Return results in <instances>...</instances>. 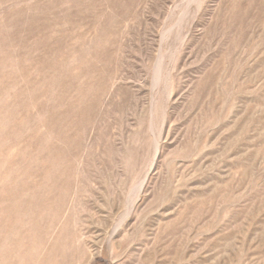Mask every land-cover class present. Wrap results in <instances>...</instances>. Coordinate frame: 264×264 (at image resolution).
Segmentation results:
<instances>
[{
    "label": "rangeland",
    "instance_id": "obj_1",
    "mask_svg": "<svg viewBox=\"0 0 264 264\" xmlns=\"http://www.w3.org/2000/svg\"><path fill=\"white\" fill-rule=\"evenodd\" d=\"M114 263L264 264V0H0V264Z\"/></svg>",
    "mask_w": 264,
    "mask_h": 264
},
{
    "label": "bare ground",
    "instance_id": "obj_2",
    "mask_svg": "<svg viewBox=\"0 0 264 264\" xmlns=\"http://www.w3.org/2000/svg\"><path fill=\"white\" fill-rule=\"evenodd\" d=\"M189 1H190V0H189ZM197 1H198V0H197ZM159 72L161 73V71H159ZM154 75L156 76V74H154ZM161 76H162V75H161ZM165 76H166V75H165ZM163 77H164V76H163ZM156 78H157V77H156ZM163 82H164V81H163ZM152 121H153V120H152ZM155 129H156V128H155ZM160 131H162V130H160ZM161 133H162V132H161ZM155 135H156V134H155ZM161 137H162V136H161ZM158 139H159V138H158ZM158 139H157V140H158ZM160 139H161V138H160ZM158 141H159V140H158ZM161 141H162V140H161ZM161 141H159V142H161ZM159 142H158V143H159ZM156 143H157V142H156ZM155 145H156V144H155ZM155 147H156V146H155ZM155 152H156V155H155V157L153 156V157H154L153 165L157 164V160H158V158H159L158 149H157V151H155ZM153 155H154V154H153ZM152 159H153V158H152ZM150 161H152V160H150ZM150 164L152 165L151 162H150ZM151 165H150V167H151ZM147 168H148V167H147ZM151 168H153V167H151ZM153 169H154V168H153ZM149 171H150V170H147V173H146V174H148ZM151 171H152V170H151ZM149 174H150V173H149ZM145 177H146V175L143 177V179H144ZM147 177H148V176H147ZM141 178H142V177H141ZM143 179H141V180L143 181ZM145 180H146V179H145ZM142 184H143V182H142ZM142 186H143V185H142ZM132 187H133V186H132ZM138 188H139V187H138ZM142 188H143V187H142ZM136 189H137V188H136ZM136 189H135V190H136ZM141 190H142V189H141ZM141 190H140V191H141ZM138 191H139V190H138ZM138 191H137V192H138ZM140 191H139V192H140ZM144 194H145V193H144ZM137 198H138V197H137ZM137 200H138V199H137ZM139 200H140V197H139ZM128 207H129V206H128ZM132 209H133V208H132ZM131 211H132V210H131ZM131 211L128 210V212H131ZM123 221H124V219H123ZM123 221H121V222H123ZM117 224H118V223H117ZM128 226H129V225H128ZM114 230H116V229H114ZM114 230H113V231H114ZM113 231H112V232H113ZM108 233H109V232H108ZM121 234H122V233H121ZM111 235H112V234H111ZM114 235H115V233H114ZM111 237H112V236H111ZM113 237H114V236H113ZM116 237H117V236H116ZM111 239H112V238H111ZM111 239H110V240H111ZM121 239H122V236H121ZM112 240H113V239H112ZM110 242H111V241H110ZM103 245H104V244H103ZM105 245H106V244H105ZM107 246H108V245H107ZM117 246H118V245H117ZM108 248H109V247H108ZM111 249H112V248H111ZM112 250H113V249H112ZM112 250H111V251H112ZM111 251H110V252H111ZM112 252H113V251H112ZM117 252H118V251H117ZM108 253H109V252H108ZM120 254H121V252H120ZM109 256H110V255H109ZM115 258H116V257H115ZM117 258H118V257H117ZM116 260H117V259H116ZM114 264H115V263H114Z\"/></svg>",
    "mask_w": 264,
    "mask_h": 264
}]
</instances>
